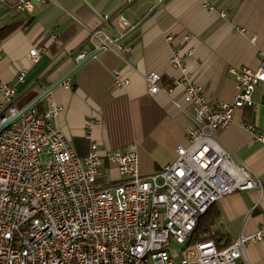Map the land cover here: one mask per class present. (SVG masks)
<instances>
[{"label": "crops", "instance_id": "obj_1", "mask_svg": "<svg viewBox=\"0 0 264 264\" xmlns=\"http://www.w3.org/2000/svg\"><path fill=\"white\" fill-rule=\"evenodd\" d=\"M18 1L0 0V82L15 88V103L25 108L78 65L76 53L83 50L89 57L98 51L88 38L101 26L98 15L109 14L112 29L125 34L159 0H30L31 11L15 10ZM122 41L129 45L123 57L98 51L33 106L39 114L50 102L61 107L50 121L79 156L92 141L120 151L134 145L139 172L148 174L173 160L191 125L182 86L175 84L181 70L170 63L171 54L191 50L183 68L212 107L230 101L236 93L232 69L256 68L261 59L264 0H166ZM33 46L45 47L36 62L28 57ZM112 70L128 79L127 85L117 86ZM149 72L159 74L155 93L148 90ZM252 99L253 106L234 110L217 138L255 173L260 187L226 194L211 206L207 239L217 247L253 233L264 219V146L246 127L264 135V81L254 86ZM110 172L117 176L114 168ZM244 255L247 264H264V238L247 242Z\"/></svg>", "mask_w": 264, "mask_h": 264}, {"label": "built area", "instance_id": "obj_2", "mask_svg": "<svg viewBox=\"0 0 264 264\" xmlns=\"http://www.w3.org/2000/svg\"><path fill=\"white\" fill-rule=\"evenodd\" d=\"M13 8L31 11L32 4L19 0ZM98 16L101 26L88 34L95 50L123 57L129 50L124 34L112 29L109 14ZM44 50L33 46L28 57L36 62ZM190 54L181 49L169 59L181 70L175 84L190 108L186 143L175 146L171 162L148 174L139 172L134 145L120 151L92 141L79 156L50 121L59 105L50 102L43 114L33 105L20 108L15 88L0 82V264H247L244 245L264 238V219L256 231L224 247L190 237L199 215L219 198L260 187L255 173L219 143L217 131L232 122L236 108L254 105V86L264 81V49L256 68L232 69L236 93L214 107L183 68ZM87 56L81 50L74 60ZM112 74L117 86L127 85L117 70ZM16 77L22 81L24 70ZM145 79L150 92L160 90L158 73ZM246 127L264 146V135Z\"/></svg>", "mask_w": 264, "mask_h": 264}, {"label": "water", "instance_id": "obj_3", "mask_svg": "<svg viewBox=\"0 0 264 264\" xmlns=\"http://www.w3.org/2000/svg\"><path fill=\"white\" fill-rule=\"evenodd\" d=\"M164 1H166V0H159L156 4H154L152 7H151V9L148 11V13L137 23V24H135L127 33H125L122 37H121V39H123L126 35H128L130 32H132L135 28H137L146 18H148L152 13H153V11L158 7V6H160ZM98 51H101V49L100 50H98ZM98 51H96V52H94L93 54H91L89 57H87L86 59H84L83 61H81L80 63H78V65L74 68V69H72L70 72H68L64 77H62L56 84H58V83H60V82H62L65 78H67L76 68H78V67H80L84 62H86L90 57H92L93 55H95L96 53H98ZM55 84V85H56ZM54 85V86H55ZM54 86H52V87H49L48 89H46L43 93H41L30 105H28L25 109H27L29 106H31V105H33L35 102H37V101H39L41 98H43L45 95H47L50 91H51V89L54 87ZM24 109V110H25ZM13 118H9V119H7L4 123H3V127H6L9 123H10V121L12 120Z\"/></svg>", "mask_w": 264, "mask_h": 264}, {"label": "trees", "instance_id": "obj_4", "mask_svg": "<svg viewBox=\"0 0 264 264\" xmlns=\"http://www.w3.org/2000/svg\"><path fill=\"white\" fill-rule=\"evenodd\" d=\"M126 43V42H125ZM213 205V204H212ZM211 205V206H212ZM211 206L198 217L197 225L192 232L190 242L207 239L210 230V217L208 215Z\"/></svg>", "mask_w": 264, "mask_h": 264}]
</instances>
